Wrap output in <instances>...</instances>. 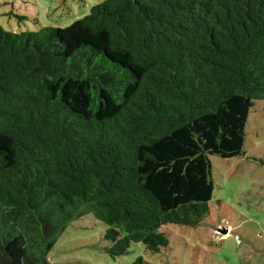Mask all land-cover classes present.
I'll list each match as a JSON object with an SVG mask.
<instances>
[{
  "label": "trees",
  "instance_id": "obj_1",
  "mask_svg": "<svg viewBox=\"0 0 264 264\" xmlns=\"http://www.w3.org/2000/svg\"><path fill=\"white\" fill-rule=\"evenodd\" d=\"M260 99L264 0H102L66 27L0 24V264H50L88 214L114 258L200 226L211 155L246 154Z\"/></svg>",
  "mask_w": 264,
  "mask_h": 264
},
{
  "label": "rangeland",
  "instance_id": "obj_2",
  "mask_svg": "<svg viewBox=\"0 0 264 264\" xmlns=\"http://www.w3.org/2000/svg\"><path fill=\"white\" fill-rule=\"evenodd\" d=\"M102 0H0V24L9 31L66 27ZM246 154L211 155L215 182L210 213L200 226L162 227L169 245L152 252L133 243L112 257L106 225L92 214L75 219L48 254L50 264H264V99L256 101L246 125Z\"/></svg>",
  "mask_w": 264,
  "mask_h": 264
}]
</instances>
